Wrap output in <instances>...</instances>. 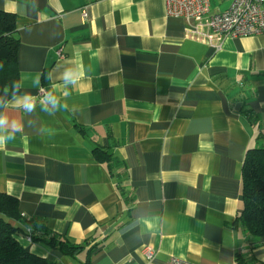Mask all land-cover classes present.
Instances as JSON below:
<instances>
[{"label": "crops", "instance_id": "0c3cea01", "mask_svg": "<svg viewBox=\"0 0 264 264\" xmlns=\"http://www.w3.org/2000/svg\"><path fill=\"white\" fill-rule=\"evenodd\" d=\"M0 10L16 15L20 41L19 91L2 115L23 121L0 144V193L85 246L69 256L21 237L26 251L52 264H264V238L233 227L247 152L264 146V35L216 50L187 39L165 0H0ZM41 88L60 99L54 115L41 111ZM25 93L31 114L18 107ZM99 147L113 158L98 160Z\"/></svg>", "mask_w": 264, "mask_h": 264}, {"label": "trees", "instance_id": "16d2710c", "mask_svg": "<svg viewBox=\"0 0 264 264\" xmlns=\"http://www.w3.org/2000/svg\"><path fill=\"white\" fill-rule=\"evenodd\" d=\"M17 32L16 15L0 10V115L17 93L13 92V83L19 86L20 41ZM94 154L102 162L113 158L111 152L100 147L94 149ZM242 197V211L233 227L241 228L254 241L261 240L264 238V146L250 148L247 152L242 171ZM21 237L44 242L69 256L85 248L50 231L42 220L26 219L19 210L18 199L0 193V264H52L48 259L26 251ZM236 264H247V260L239 256Z\"/></svg>", "mask_w": 264, "mask_h": 264}, {"label": "built area", "instance_id": "2783aa9c", "mask_svg": "<svg viewBox=\"0 0 264 264\" xmlns=\"http://www.w3.org/2000/svg\"><path fill=\"white\" fill-rule=\"evenodd\" d=\"M165 3L168 16L183 18L188 22L187 39L216 50L229 37L264 35V0H230L229 7L217 13L211 12V0H165ZM82 17L88 19L86 10H83ZM39 94L41 97L47 95L46 89L41 88ZM28 240L32 241L31 237ZM145 255L151 262L154 252L147 248ZM166 264L191 263L173 258Z\"/></svg>", "mask_w": 264, "mask_h": 264}, {"label": "clouds", "instance_id": "9594fccd", "mask_svg": "<svg viewBox=\"0 0 264 264\" xmlns=\"http://www.w3.org/2000/svg\"><path fill=\"white\" fill-rule=\"evenodd\" d=\"M62 80L65 86H76L79 82V76L69 70H65L62 74ZM13 92L19 91V86L14 82L12 85ZM20 103L19 108L23 109L24 114H31L36 109V97L32 94L25 93L23 96L18 97ZM62 107L59 97L54 91L50 90L47 96L41 98V111L48 115H54ZM23 128V121L12 119L9 120L7 115H0V144H5L7 141L15 138L17 131Z\"/></svg>", "mask_w": 264, "mask_h": 264}, {"label": "rangeland", "instance_id": "374dc122", "mask_svg": "<svg viewBox=\"0 0 264 264\" xmlns=\"http://www.w3.org/2000/svg\"><path fill=\"white\" fill-rule=\"evenodd\" d=\"M212 2V12L215 13V11L217 10V7L219 8H223V2L222 0H211ZM229 4V3H228Z\"/></svg>", "mask_w": 264, "mask_h": 264}]
</instances>
